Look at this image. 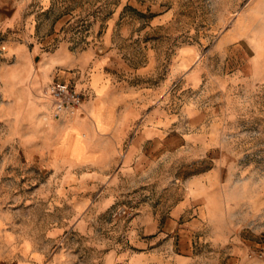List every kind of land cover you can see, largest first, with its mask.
<instances>
[{"label": "rangeland", "instance_id": "obj_1", "mask_svg": "<svg viewBox=\"0 0 264 264\" xmlns=\"http://www.w3.org/2000/svg\"><path fill=\"white\" fill-rule=\"evenodd\" d=\"M0 264H264V0H0Z\"/></svg>", "mask_w": 264, "mask_h": 264}, {"label": "crops", "instance_id": "obj_2", "mask_svg": "<svg viewBox=\"0 0 264 264\" xmlns=\"http://www.w3.org/2000/svg\"><path fill=\"white\" fill-rule=\"evenodd\" d=\"M95 92L97 90L94 88ZM99 90L102 91L100 96L99 105H95L94 101H90L86 104H83L82 108L77 111L75 117L64 116L62 119L63 123H60L59 129L62 134H71V139L74 137L75 140L83 144L84 153L86 156L90 157L86 161L77 162L69 157H59L61 160L64 159L65 163L69 165H79V164H89L92 162L96 156H99L100 153H103L102 149L95 148L92 144V138H94L95 134H105L109 129V124L105 120V111L104 104L102 99V94L104 90L99 87ZM96 98L95 100H97ZM114 116V112L109 110L107 114V118ZM124 116V114H123ZM126 116V115H125ZM124 126H117L114 128V132L116 133L115 147L116 150H120V147L124 146V141H122V137L119 135L120 133H126V128ZM140 149L139 142H132L128 145V154L127 159L129 160L131 157H134L138 154ZM93 156V157H92ZM59 159V160H60ZM60 160V161H61Z\"/></svg>", "mask_w": 264, "mask_h": 264}, {"label": "built area", "instance_id": "obj_3", "mask_svg": "<svg viewBox=\"0 0 264 264\" xmlns=\"http://www.w3.org/2000/svg\"><path fill=\"white\" fill-rule=\"evenodd\" d=\"M46 95L53 104L55 114L63 116L80 110L84 104L83 94L66 83H52L46 90ZM132 212L128 208L118 210L114 217H130Z\"/></svg>", "mask_w": 264, "mask_h": 264}, {"label": "bare ground", "instance_id": "obj_4", "mask_svg": "<svg viewBox=\"0 0 264 264\" xmlns=\"http://www.w3.org/2000/svg\"><path fill=\"white\" fill-rule=\"evenodd\" d=\"M92 79H93V78H92ZM92 85H93V84H92ZM98 87H99V85H98ZM97 90H98V89H97ZM43 104H46V105L51 106V107L53 108L52 102H50V100H49L48 97H43ZM94 104H95V103H94ZM76 113H77V111L74 112V113L65 114V115H63L61 118L63 119L64 116L75 117V116H76Z\"/></svg>", "mask_w": 264, "mask_h": 264}]
</instances>
